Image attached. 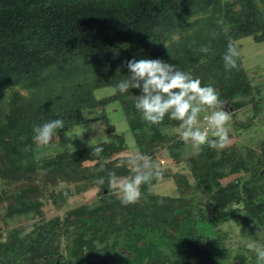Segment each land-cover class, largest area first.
Segmentation results:
<instances>
[{"label":"trees","instance_id":"1","mask_svg":"<svg viewBox=\"0 0 264 264\" xmlns=\"http://www.w3.org/2000/svg\"><path fill=\"white\" fill-rule=\"evenodd\" d=\"M244 37L264 43V0H0V264H206L226 251L232 225L240 238L264 245V139L236 151L205 144L188 153L179 121L166 115L148 125L134 106L139 89L113 91L129 75L122 62L159 58L213 86L234 111L256 112L257 82L240 54L230 70L222 59L228 42ZM101 87L112 93L95 97ZM111 103L135 150L158 164L164 149L185 166L191 181L183 172L175 179L190 193H154L153 179L138 203L121 204L107 178L130 175L128 155H120L127 147L111 126L97 144L39 155L34 125L62 119L60 136L83 111ZM97 145L100 157L92 154ZM100 177L103 185L95 183ZM58 182L72 188H55ZM91 185L92 201L42 217L45 199L59 208ZM21 218L31 226L14 223ZM244 247L246 258L225 264H260Z\"/></svg>","mask_w":264,"mask_h":264},{"label":"clouds","instance_id":"2","mask_svg":"<svg viewBox=\"0 0 264 264\" xmlns=\"http://www.w3.org/2000/svg\"><path fill=\"white\" fill-rule=\"evenodd\" d=\"M199 51L207 54L211 49L209 46H201ZM238 56L236 46L229 41L222 57L226 70L237 66ZM122 66L127 68L129 75L118 82L113 91L125 93L129 89H139L140 94L134 96V106L148 125H158L168 115L169 119L180 122L178 134L181 140L190 143L193 149L198 150L205 144L223 147L227 143L229 138L227 125L231 120V114L226 110L225 102L219 98V93L213 86H202L201 80L193 77L190 72L181 71L175 64L159 58H132L122 62ZM82 113L86 119L92 118L88 113ZM201 113H206L203 115L202 126ZM61 128H64L63 120L52 119L42 125H34L32 131L35 141L46 145ZM102 152V145L92 149V154L97 157H100ZM126 163L130 175L117 176L110 172L107 182L121 204L130 205L138 203L142 198V185H150L153 179L160 178L163 174L159 164L150 156L140 153L138 149L128 154ZM95 183L103 185L105 178L100 177ZM248 248L256 253L260 264H264V245L257 246L255 242H250Z\"/></svg>","mask_w":264,"mask_h":264},{"label":"rangeland","instance_id":"3","mask_svg":"<svg viewBox=\"0 0 264 264\" xmlns=\"http://www.w3.org/2000/svg\"><path fill=\"white\" fill-rule=\"evenodd\" d=\"M236 46L239 49L241 62L248 77L254 82H257V91L255 92L254 88H252V92L254 96L256 95L260 99V103L256 112H254L249 106L242 107L236 111L233 109L230 112L231 120L227 125L229 130V138L227 143L224 145L228 147L230 151H236V147H240L242 149L245 145H250L257 142L259 139H264V43H256L253 42L250 37H244L236 41ZM110 93H112L111 87H101L95 89L94 91L95 97H102ZM83 112L88 113V115L92 118L86 119L84 116L83 119L76 123L69 132L60 136L55 134L53 140L46 145L36 141L38 147H42L40 148L39 155H52L54 152L66 148L73 150L97 144L104 140L103 138L106 136V132L109 130L108 127L110 126L113 127L116 133L121 132L122 134H120L123 136L125 141L127 149L120 155H128L129 153H133L132 150H135V146L133 144L131 133L127 129L126 121L122 111L116 106L115 103L106 105L104 109L98 108L92 112ZM203 114L206 113H201V116ZM248 117H251V119L248 120L250 121L249 123L247 121ZM201 122L202 121L200 117V125ZM237 123L245 124L242 126ZM91 126L95 129H93ZM189 146L190 149L184 147L188 153L196 150L193 149L190 144ZM220 148V146H217L218 151ZM165 151L166 150L164 149L159 151L157 155V162L160 166V170H167V175H162V177L156 178L151 186V190L154 193H190L191 186L189 184L177 185L175 179L179 173L183 172L185 177H187L190 182L191 178L189 172H187L184 165H176L172 163V160L169 161ZM182 152L184 155H186L185 151ZM120 176H128V174ZM226 179L219 181L220 186L226 183ZM54 187L58 189H63L65 187L72 188L71 185H68L64 182H58V184H56ZM96 190L97 186L91 185L77 193H71L67 196L65 204L59 208L53 206L50 201L45 199L41 207L43 211L42 217L46 218L53 214L61 215L66 207H71L72 205L81 202L88 203L97 197ZM229 193H231L230 190H228L227 194ZM31 221V218H21L16 220L14 223L28 228L31 226ZM231 227H233V229H230L228 234L225 236L229 237V240H231L228 248L226 247V251L217 254V256H213L206 264H225V262L237 261L238 259L246 256V249L245 247L243 248V245H248L250 240L246 238H240L238 235H236V227H234V225ZM220 228H223V226H220ZM237 240L239 241L234 244L232 243ZM257 245L259 246V243Z\"/></svg>","mask_w":264,"mask_h":264},{"label":"water","instance_id":"4","mask_svg":"<svg viewBox=\"0 0 264 264\" xmlns=\"http://www.w3.org/2000/svg\"><path fill=\"white\" fill-rule=\"evenodd\" d=\"M222 101H224L225 104H226V110H228L229 112H231L234 109L233 106H232V104L227 99H223Z\"/></svg>","mask_w":264,"mask_h":264},{"label":"built area","instance_id":"5","mask_svg":"<svg viewBox=\"0 0 264 264\" xmlns=\"http://www.w3.org/2000/svg\"><path fill=\"white\" fill-rule=\"evenodd\" d=\"M204 115H205V114H204ZM201 121H202V122H201V126H202L203 123H204V122H203V115L201 116Z\"/></svg>","mask_w":264,"mask_h":264}]
</instances>
